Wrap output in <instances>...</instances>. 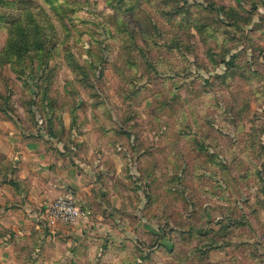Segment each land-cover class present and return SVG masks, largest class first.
I'll return each instance as SVG.
<instances>
[{"label": "rangeland", "instance_id": "rangeland-1", "mask_svg": "<svg viewBox=\"0 0 264 264\" xmlns=\"http://www.w3.org/2000/svg\"><path fill=\"white\" fill-rule=\"evenodd\" d=\"M89 129L147 225L97 264H264V0H0V144Z\"/></svg>", "mask_w": 264, "mask_h": 264}, {"label": "crops", "instance_id": "crops-1", "mask_svg": "<svg viewBox=\"0 0 264 264\" xmlns=\"http://www.w3.org/2000/svg\"><path fill=\"white\" fill-rule=\"evenodd\" d=\"M91 130L76 138L85 144H0V167L7 168L0 175V264H97L147 229L135 219L143 200L127 188L136 168L130 154ZM62 195L91 215L48 228L47 206Z\"/></svg>", "mask_w": 264, "mask_h": 264}, {"label": "built area", "instance_id": "built-area-1", "mask_svg": "<svg viewBox=\"0 0 264 264\" xmlns=\"http://www.w3.org/2000/svg\"><path fill=\"white\" fill-rule=\"evenodd\" d=\"M91 215L89 208L69 195H62L53 200L46 211V225L48 228L63 222L77 224L85 221Z\"/></svg>", "mask_w": 264, "mask_h": 264}, {"label": "trees", "instance_id": "trees-1", "mask_svg": "<svg viewBox=\"0 0 264 264\" xmlns=\"http://www.w3.org/2000/svg\"><path fill=\"white\" fill-rule=\"evenodd\" d=\"M13 47L15 48V51H16L17 53H26L27 50H28V48H29V47H27L26 43H25L24 45H19V44H16V42L13 44ZM25 47H26V48H25ZM41 47H42V45H41ZM231 61H232V60H231ZM231 61H229V63H230ZM232 63L234 64V61H232Z\"/></svg>", "mask_w": 264, "mask_h": 264}, {"label": "water", "instance_id": "water-1", "mask_svg": "<svg viewBox=\"0 0 264 264\" xmlns=\"http://www.w3.org/2000/svg\"><path fill=\"white\" fill-rule=\"evenodd\" d=\"M46 230H47V232H49V229L48 228Z\"/></svg>", "mask_w": 264, "mask_h": 264}]
</instances>
